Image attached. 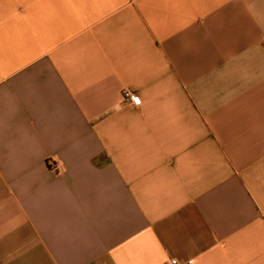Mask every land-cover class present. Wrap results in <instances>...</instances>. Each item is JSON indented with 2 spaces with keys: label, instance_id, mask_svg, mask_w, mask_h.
Masks as SVG:
<instances>
[{
  "label": "crops",
  "instance_id": "obj_1",
  "mask_svg": "<svg viewBox=\"0 0 264 264\" xmlns=\"http://www.w3.org/2000/svg\"><path fill=\"white\" fill-rule=\"evenodd\" d=\"M173 260L264 264V0H0V264Z\"/></svg>",
  "mask_w": 264,
  "mask_h": 264
},
{
  "label": "built area",
  "instance_id": "obj_2",
  "mask_svg": "<svg viewBox=\"0 0 264 264\" xmlns=\"http://www.w3.org/2000/svg\"><path fill=\"white\" fill-rule=\"evenodd\" d=\"M132 100L134 101V102H136L137 101V99H136V97L133 95L132 97ZM169 264H179V262L177 261V260H173V261H171Z\"/></svg>",
  "mask_w": 264,
  "mask_h": 264
}]
</instances>
